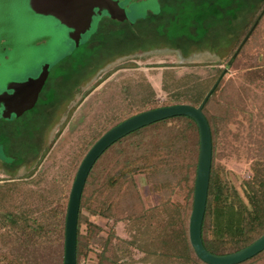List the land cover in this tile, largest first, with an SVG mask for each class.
Here are the masks:
<instances>
[{
  "label": "rangeland",
  "instance_id": "rangeland-1",
  "mask_svg": "<svg viewBox=\"0 0 264 264\" xmlns=\"http://www.w3.org/2000/svg\"><path fill=\"white\" fill-rule=\"evenodd\" d=\"M108 1L111 6L103 8V16L94 18L88 32L78 34L55 14L35 11L28 0H0V84L27 76H38L40 80L51 72L54 77L63 75L60 91L64 93L73 79L71 71L75 63L80 65L70 87L72 95L57 110L48 109L49 119L39 125L36 121L30 126L12 127L14 138L20 143L19 148L15 144L12 152L18 148L16 156H19L31 151L24 163L10 172L3 170L0 163V264H64L66 214L77 171L92 146L105 134L89 145L108 125L103 120L118 122V118L126 117L129 111L142 105L139 99L128 101L131 94L134 97L136 94L135 90L131 94L124 91L123 87L130 83L141 87L140 92L147 96L149 84L161 106L174 99V93L190 99L195 94L192 93L194 85L212 84L227 68L221 95L231 103L236 116L230 125L232 132L227 136L222 132L216 163L241 192L242 181L248 177L250 165L257 156L258 142L264 140V14L235 62L228 64L254 22H258L264 0ZM112 4L123 16L125 26L111 29L108 17L113 18ZM207 26L214 29L201 42ZM183 34L190 40L176 41L181 55L178 51L169 53L163 37L175 39ZM6 36L8 39L4 40ZM175 74L183 79L177 81ZM217 101L218 97H212L209 111H214ZM34 137L37 151L32 143ZM5 138L0 134V141ZM82 150L83 159L79 160ZM76 157L78 164L73 170L72 160ZM0 159L9 160L1 146ZM116 159L110 160L109 167ZM180 167L177 161L167 166V174H161L160 181L166 179L170 184L160 191L144 175L136 176L145 207L158 204L162 192L171 194ZM65 170L64 178L71 177L67 184L62 179ZM172 199L186 202L185 194L178 193L177 189ZM63 202L66 204L63 235L51 232L48 238L45 229L39 244L20 242L32 232L31 225L37 226L33 220L46 224L53 217L50 207L58 209ZM125 208L123 205L116 212L108 210L112 215L107 216L93 215L87 207L82 208L81 234L89 232L88 221L99 230L93 232L88 256L81 257L79 264H97L98 254L110 234L114 238L112 246L108 245L104 264H113L115 259L140 264L138 261L144 254L122 244L134 237ZM12 217H18L20 222L10 224ZM26 222L29 228L22 225ZM250 264H264V255Z\"/></svg>",
  "mask_w": 264,
  "mask_h": 264
},
{
  "label": "trees",
  "instance_id": "trees-1",
  "mask_svg": "<svg viewBox=\"0 0 264 264\" xmlns=\"http://www.w3.org/2000/svg\"><path fill=\"white\" fill-rule=\"evenodd\" d=\"M259 16L262 19L263 14L260 13ZM235 60L231 61L230 59L228 64L232 65ZM173 77L177 81L183 79V77L178 78L176 74ZM219 77L212 84H207L206 87H202V84L194 85L192 93L195 94L190 99L181 96L180 93H174L173 96L171 95L174 99L161 106L157 103L156 93L149 84L150 93L147 96L142 95L141 87L130 83L123 87L124 91L127 90L131 94L135 90L136 94H134L135 97L131 94L127 98L128 101L136 102L139 99L143 102L142 105L136 110L129 111L126 117L118 118V122H110L111 125L108 118L103 120L108 125L104 126V132L101 131V135L89 142V145L92 146L104 133L138 113L176 104H190L198 107ZM222 81L223 79L203 108L212 132L213 158L202 236L206 249L218 255L237 252L264 235V140L261 139L258 142L257 156L250 165L248 177L242 181V192L225 176L224 168L216 163L222 132H226L224 136H227L228 132H232L230 125L236 116L231 103L225 101L221 95ZM133 83H137V81ZM180 91L184 92L182 89ZM215 96L218 97L217 106L214 111H209L208 106L212 97ZM199 147V130L195 121L187 116H178L139 129L107 149L93 166L84 187L78 222L77 264L80 263L81 257L88 256L93 232L99 230L95 224L85 219L88 221L89 232L87 235L81 234L82 208L87 207L93 215L107 216L112 215L110 212L121 209L123 205H126L127 223L132 230L131 236L134 235V237L128 241L124 240L122 244H128L130 248L144 254L138 261L140 264H206L196 255L189 238V218L193 205ZM83 152L82 150L81 157L78 156L79 160L83 159ZM115 152H117V156H114ZM113 158L117 159L109 167ZM174 161L180 162L181 166L180 172L175 177L177 180L175 188L169 196L162 192L158 204L145 207L142 204L136 176L144 175L153 184V188L160 191L161 187L170 184V181L166 179L160 181L163 177L161 174H167V166ZM72 163H74L72 168L74 170L78 164V158H74ZM66 173L65 170L62 179L67 184L71 177L64 178ZM66 188H64L65 192ZM176 189L178 193L185 194V203L172 199V194ZM64 202L58 209H55V206L50 207L53 217L47 220L46 224L33 220L37 226L31 225L32 232L27 231L28 236H25L20 242L39 244V241L44 238L41 234L45 229L48 238H50L51 232H60L63 235L66 212ZM108 210H111L109 214ZM7 218L9 219V217ZM18 222H20L18 217H12L9 223L17 224ZM28 224L26 222L25 225H22L29 228ZM23 231L26 233L25 230ZM35 233L39 236L35 237ZM113 238V234H110L103 251L98 254L97 264H104L107 249L112 246ZM262 255H264V251L241 264H250ZM113 264H126V260L120 262L119 259H115Z\"/></svg>",
  "mask_w": 264,
  "mask_h": 264
},
{
  "label": "water",
  "instance_id": "water-1",
  "mask_svg": "<svg viewBox=\"0 0 264 264\" xmlns=\"http://www.w3.org/2000/svg\"><path fill=\"white\" fill-rule=\"evenodd\" d=\"M31 5L35 11L55 14L65 25L74 29L78 34H85L92 27L96 13L94 9L99 8L102 11L105 7L110 8L111 3L108 0H31ZM112 6L115 9L111 14L112 17L123 21L124 18L119 10L113 4ZM257 23L242 41L231 61L235 60ZM227 71L228 69L225 68L198 107L190 104H176L144 111L110 129L92 146L79 166L70 193L66 214L64 264H77L78 222L81 200L88 176L98 159L113 144L127 135L154 123L178 116H187L194 120L200 135L194 203L189 222L190 243L196 255L206 264H241L264 251V235L249 246L225 255L208 251L203 243L202 227L208 202L213 158L212 132L203 108ZM42 79L39 83L20 84L16 88L18 96L15 100L8 93L0 94V103H5L3 116L8 118L12 113L22 114L31 110L35 106L39 92L43 87L45 77Z\"/></svg>",
  "mask_w": 264,
  "mask_h": 264
},
{
  "label": "flooded vegetation",
  "instance_id": "flooded-vegetation-1",
  "mask_svg": "<svg viewBox=\"0 0 264 264\" xmlns=\"http://www.w3.org/2000/svg\"><path fill=\"white\" fill-rule=\"evenodd\" d=\"M28 1L31 5V0H28ZM94 10L96 12L94 18L98 16H101V17L103 16V10L101 11L99 8H95ZM261 14H264V9L261 12ZM258 18L260 20L261 16H259ZM108 19L111 21V29H116L117 26L122 27L126 25L125 20L119 21L117 19L110 18V17H108ZM253 25H255V22ZM212 29L214 28L210 26H207L205 28L203 38H201V42H205V40L208 37L209 31ZM6 37L4 40L8 39V36ZM163 40H164L163 42H166L169 45L166 49L169 53H175L176 51H178V54L181 55V49H176V44H175L176 41L183 40L184 42H186L187 40H190V39L186 35L183 34L175 39H172V38L167 39L166 37H163ZM98 55L99 53L96 56H94V58H96ZM79 66H80L79 63L76 62L74 66L75 68L72 69L71 71L73 72L72 73L73 79L69 82V85L67 86L64 93L60 91V85L63 83V79H64L63 75L62 76L57 75L54 77L53 75L51 76V72H48L49 74L45 76V81H44L41 91L39 92L35 106L31 110L25 111L22 114L15 112V113H12L10 117L5 118L3 116L4 110H5V103L4 102L0 103V134L3 133L6 136L5 141L3 142L0 141V146L3 148L5 157L9 159L7 161L0 159V163H1V166L3 167V170L10 172L14 168H16V166L23 164L25 156L31 151V150L24 151L22 155L16 156V151H18L17 149L19 148L20 143L17 142L16 139L14 138V135H13L14 130H12V127L14 126L16 128L17 126H20V125L30 126V125H33V123H35L36 121H37L36 124L39 125V124H42L47 119H49L48 109L54 107V109L57 110V108L60 107L64 101H67L72 95L70 94V87H72L74 79L77 75V74L74 75V73H77L76 69ZM38 79H39L38 76H36V78L33 76H27L19 80L5 82L3 84H0V94L8 93L11 96V98L15 100L18 96L16 94V88L20 84L29 83V82L39 83L40 81L43 80V79L42 80L41 79L38 80ZM33 111H35V113L32 114V116H29V114ZM40 118L42 119V122L38 123L41 120ZM16 143H18V148L15 150V152H12V148L15 146ZM32 143H34V147H35L34 150L37 151V144L35 141V137Z\"/></svg>",
  "mask_w": 264,
  "mask_h": 264
}]
</instances>
